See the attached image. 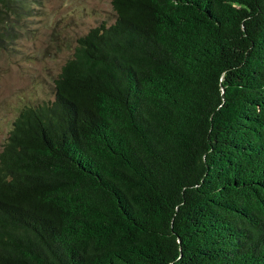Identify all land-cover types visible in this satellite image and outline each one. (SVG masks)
<instances>
[{
	"label": "trees",
	"instance_id": "trees-1",
	"mask_svg": "<svg viewBox=\"0 0 264 264\" xmlns=\"http://www.w3.org/2000/svg\"><path fill=\"white\" fill-rule=\"evenodd\" d=\"M109 3L0 144V264H264V0Z\"/></svg>",
	"mask_w": 264,
	"mask_h": 264
},
{
	"label": "rangeland",
	"instance_id": "rangeland-1",
	"mask_svg": "<svg viewBox=\"0 0 264 264\" xmlns=\"http://www.w3.org/2000/svg\"><path fill=\"white\" fill-rule=\"evenodd\" d=\"M32 2V1H30ZM0 46V144L19 107L51 96L52 79L74 39L99 21L110 22L109 0H37Z\"/></svg>",
	"mask_w": 264,
	"mask_h": 264
}]
</instances>
